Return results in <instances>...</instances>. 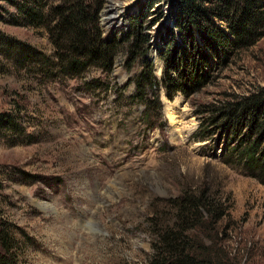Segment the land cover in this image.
<instances>
[{
  "label": "rangeland",
  "instance_id": "374dc122",
  "mask_svg": "<svg viewBox=\"0 0 264 264\" xmlns=\"http://www.w3.org/2000/svg\"><path fill=\"white\" fill-rule=\"evenodd\" d=\"M139 1L105 0L102 35L127 36ZM160 10L146 55L158 79L159 35L171 22L166 5ZM0 31L53 53L43 27L0 22ZM140 62L120 51L109 75L92 67L51 80L0 52V113L16 114L21 126L0 136V219L12 225L18 264H146L151 216L195 186H208L225 210L212 231L225 263L264 264V185L221 157L222 133L192 136L219 101L264 86V35L214 64L189 95L169 98L159 81V107L148 118L132 96Z\"/></svg>",
  "mask_w": 264,
  "mask_h": 264
},
{
  "label": "trees",
  "instance_id": "16d2710c",
  "mask_svg": "<svg viewBox=\"0 0 264 264\" xmlns=\"http://www.w3.org/2000/svg\"><path fill=\"white\" fill-rule=\"evenodd\" d=\"M5 1L7 6L0 3V22L45 28L53 53L44 54L1 31L0 52L25 68L35 63L37 74L57 80L59 75L82 76L92 67L109 75L118 52L125 51L129 64L141 60V69L132 78V96L144 104L147 118L159 107V81L169 98L189 95L204 84L214 64L264 35V0H140L138 13L128 18L129 34L117 38L102 35L100 11L105 0ZM162 5L171 22L163 24L159 35L165 46L159 50L163 67L158 79L146 55L150 29L164 16ZM217 105L192 136L213 141L222 133L226 146L221 157L242 162L264 185V86ZM15 115L0 113V136L9 126L19 133ZM1 175L0 171V187ZM216 202L217 194L208 186L184 188L165 202V211L150 218L152 252L146 264H226L212 234L225 214ZM15 242L12 225L0 219V264H18Z\"/></svg>",
  "mask_w": 264,
  "mask_h": 264
},
{
  "label": "water",
  "instance_id": "95a60500",
  "mask_svg": "<svg viewBox=\"0 0 264 264\" xmlns=\"http://www.w3.org/2000/svg\"><path fill=\"white\" fill-rule=\"evenodd\" d=\"M107 5H105V7H106ZM101 13H103V10L101 11ZM102 20H104L105 22H102ZM107 22V17H104V18H102V19H100V24H101V26L104 28L105 27V25L107 24L106 23ZM150 60L152 61H154L155 59H154V57H151L150 58Z\"/></svg>",
  "mask_w": 264,
  "mask_h": 264
}]
</instances>
